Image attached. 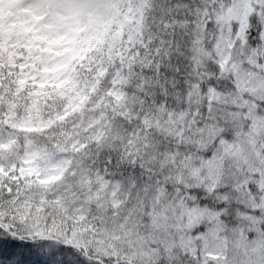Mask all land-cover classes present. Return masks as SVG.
<instances>
[{"label": "snow or ice", "instance_id": "obj_1", "mask_svg": "<svg viewBox=\"0 0 264 264\" xmlns=\"http://www.w3.org/2000/svg\"><path fill=\"white\" fill-rule=\"evenodd\" d=\"M0 264H264V0H0Z\"/></svg>", "mask_w": 264, "mask_h": 264}]
</instances>
